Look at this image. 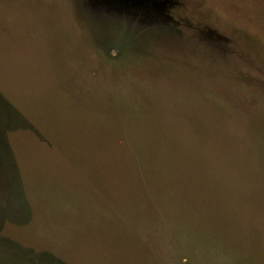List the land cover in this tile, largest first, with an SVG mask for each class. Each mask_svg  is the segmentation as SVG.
Masks as SVG:
<instances>
[{
	"label": "rangeland",
	"instance_id": "1",
	"mask_svg": "<svg viewBox=\"0 0 264 264\" xmlns=\"http://www.w3.org/2000/svg\"><path fill=\"white\" fill-rule=\"evenodd\" d=\"M0 264H264V0H0Z\"/></svg>",
	"mask_w": 264,
	"mask_h": 264
}]
</instances>
